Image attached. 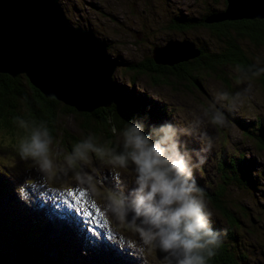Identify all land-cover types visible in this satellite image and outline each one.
I'll list each match as a JSON object with an SVG mask.
<instances>
[{"label":"rangeland","instance_id":"1","mask_svg":"<svg viewBox=\"0 0 264 264\" xmlns=\"http://www.w3.org/2000/svg\"><path fill=\"white\" fill-rule=\"evenodd\" d=\"M60 2L71 23L91 28L107 43V53L117 61L111 74L113 80L125 93L132 91L134 96L141 93L150 98L153 104L160 107L162 112L158 114L163 121L183 126L193 116L199 115L202 108L213 100L214 93L221 88L235 92L244 87L237 82L233 66L226 70L229 81L204 72L200 74V85L190 84L187 87L184 83L179 87L167 83L153 84L148 76L142 73L134 74L128 67L131 60H142L145 55H150L152 47L165 46L169 40H181L183 37L192 39L190 42L194 45H203L208 49L217 48L219 41L208 28L199 26L182 30L173 28L170 23L177 21L180 15L198 18L206 12L222 10L225 0ZM239 41L248 55L260 54L264 50L262 44H255L248 39ZM186 48L198 51L191 46ZM131 77L134 78V83L128 84L127 80ZM258 79H253L252 97L245 102L243 108L234 112L224 109L229 127L214 128L205 125L206 131L214 139V144L211 151L206 153L207 162L194 170L198 184L205 190H218L223 187L221 203L233 212L236 211L242 220L235 228L238 243L229 237L225 238L224 242L237 261L240 254L245 255L246 264H264V149L259 147L255 135L251 134L252 131H257L260 124L264 125V89ZM105 96L109 100L111 92L108 90ZM147 119L149 121V118ZM239 122L248 130L239 125ZM67 123L74 125L71 116L67 118ZM183 140L189 149L202 147L201 141L196 137L186 136ZM13 145L14 143L0 140V175L7 178L12 185L11 190L3 197L0 195L2 214L12 211L9 214L11 219H7L9 225L28 229L33 238L40 240L38 247L42 248L44 254L54 257L64 251L68 257L65 255L60 258L63 262L61 264H69V261L70 264H75L78 262L77 252H72L75 244L77 247H85H81L83 254L78 264L89 260L90 252L97 255L96 263L92 260L90 264H162V254L158 251L146 249L141 255L126 246L127 241L139 244V234L126 222L117 220L114 214L106 209L110 191L118 190L117 180L111 168L94 154H91L90 163L77 164L75 171L70 170L65 174L53 169L55 178L43 180L30 161H22L18 155L8 150L12 148L17 151L18 148ZM59 149L62 153H67L60 146ZM57 163H63V155L57 158ZM234 169L240 177L239 180L228 177ZM77 171L80 172L79 176L76 175ZM119 171L124 191L131 190L134 177L130 170ZM27 180L30 184L25 185L28 195V200L25 201L21 199L18 188ZM70 192L75 195L70 196ZM81 192L85 193L84 196L79 195ZM209 206L214 213L212 226L217 230L227 229L228 232V222L210 202ZM63 209L65 211H60ZM76 211H80V219L77 218ZM34 220L37 222H33ZM38 222H45L47 230ZM75 223H78L79 228ZM2 231L5 232L6 228ZM0 245L9 256L11 252L2 239Z\"/></svg>","mask_w":264,"mask_h":264},{"label":"clouds","instance_id":"2","mask_svg":"<svg viewBox=\"0 0 264 264\" xmlns=\"http://www.w3.org/2000/svg\"><path fill=\"white\" fill-rule=\"evenodd\" d=\"M234 71L237 82L244 87L235 92L221 88L200 114L183 126L171 121L147 124L144 119H137L118 133L112 128L117 139L111 146L89 133L70 153H62L46 122L16 117L18 127L27 133L18 146L19 159L30 161L41 179L47 180L55 178L53 169L65 174L75 171L77 164L90 163L91 154H95L111 168L117 180L118 190L110 191L106 209L139 234L140 243L127 241L128 248L141 255L146 249L158 251L162 264H209L222 246L227 229L212 226L214 213L205 189L194 175V170L207 162L206 153L214 144L205 125L229 127L224 109L238 111L251 99L253 79L264 75V59L257 57L252 64H237ZM186 136L198 138L202 147L189 149L183 140ZM61 155L63 163L58 164ZM119 170H130L134 177V186L128 192L124 191ZM29 184L27 180L18 188L25 201L28 200L25 185Z\"/></svg>","mask_w":264,"mask_h":264},{"label":"trees","instance_id":"3","mask_svg":"<svg viewBox=\"0 0 264 264\" xmlns=\"http://www.w3.org/2000/svg\"><path fill=\"white\" fill-rule=\"evenodd\" d=\"M226 4L225 0L224 9ZM216 11L220 10L206 12L198 18L180 15L177 17V21L171 22L170 25L182 30L199 26L208 28L219 41L217 48L208 49L206 46L195 44L194 46L198 50L196 53L171 64L156 62L151 50V54L145 55V59L131 60L128 67L134 74L142 73L148 76L152 79L151 83L153 84L167 83L173 87H179L181 83H184L187 87L190 84L200 85V74L204 72L229 81L226 76L228 67H235L237 64H252L257 57L264 59V50L260 54L248 55L239 41V39H248L255 44L264 46V17L222 18L212 21L204 19ZM183 38L188 39V37ZM258 80L264 89V75L260 76ZM127 83L133 84L134 78L131 77ZM113 86L116 97L111 103L84 109L55 94H48L24 71L14 74L7 70H0V140L2 142L5 140L10 144L14 143L13 147L18 148L19 142L27 133L18 127L16 117L37 123L46 122L54 142H58V145L67 153H70L73 146L89 133L95 134L99 142L109 143L111 146L117 139V134L112 132L113 127L117 129L118 133L130 121L137 119H144L149 124H160L166 121H163L158 114V112H162L160 107L153 104L146 95L138 93V96H134L132 91L125 93L114 80ZM96 100L98 101V99ZM69 116L73 118L74 125L67 123ZM239 125H242V122H239ZM242 127L248 130L245 126L242 125ZM252 132L251 134L255 135L259 147L264 149V125L260 124L257 131ZM10 150L13 149L10 148ZM15 154L18 155V152ZM228 177L234 180L240 179L235 169L233 173L228 174ZM222 190L223 187L222 189L219 187L218 190H205L211 205L230 225L227 235L223 237L222 246L217 255L209 261V264H241L242 260L245 262L247 260L245 255L240 254V259L237 261L224 240L229 237L238 243L239 239L235 228L242 220L236 211L233 212L228 206L221 203ZM1 218L7 219L8 217L0 216V239L13 254L9 253L8 256L3 246L0 245V264H61L63 262L60 258L65 255L68 257L64 251L63 254L58 253L54 257L44 254L42 248L38 247L40 240L33 238L28 229L16 228ZM41 224L43 226V223ZM1 228H6V231H2ZM68 263L70 264V261Z\"/></svg>","mask_w":264,"mask_h":264},{"label":"water","instance_id":"4","mask_svg":"<svg viewBox=\"0 0 264 264\" xmlns=\"http://www.w3.org/2000/svg\"><path fill=\"white\" fill-rule=\"evenodd\" d=\"M226 1L224 10L204 19L264 17V0ZM166 45L153 47L156 62L171 64L197 52L187 38ZM106 47L91 28L70 22L60 0H0V70L24 71L45 92L79 108L108 105L116 97L111 74L117 61Z\"/></svg>","mask_w":264,"mask_h":264},{"label":"snow or ice","instance_id":"5","mask_svg":"<svg viewBox=\"0 0 264 264\" xmlns=\"http://www.w3.org/2000/svg\"><path fill=\"white\" fill-rule=\"evenodd\" d=\"M84 194H85L84 192H81L79 195H80V196H84ZM69 195L72 196V195H75V193H71V192H70ZM93 207H95L94 204H93ZM96 211H99V209H96ZM91 214H92V213H89V215H91Z\"/></svg>","mask_w":264,"mask_h":264},{"label":"bare ground","instance_id":"6","mask_svg":"<svg viewBox=\"0 0 264 264\" xmlns=\"http://www.w3.org/2000/svg\"><path fill=\"white\" fill-rule=\"evenodd\" d=\"M57 79L59 80V77H58ZM57 79H56V80H57ZM57 83H58V81H56V84H57ZM56 84H54L53 87H55ZM91 103H92V102H89V101H88V104H91Z\"/></svg>","mask_w":264,"mask_h":264}]
</instances>
